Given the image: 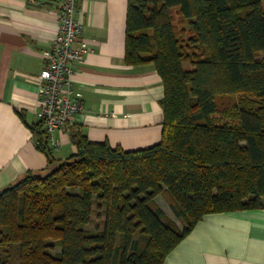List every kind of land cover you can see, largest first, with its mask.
Segmentation results:
<instances>
[{"label":"trees","instance_id":"1","mask_svg":"<svg viewBox=\"0 0 264 264\" xmlns=\"http://www.w3.org/2000/svg\"><path fill=\"white\" fill-rule=\"evenodd\" d=\"M124 61L161 78V142L74 128L57 161L30 126L50 163L0 192V264H163L205 216L264 210V0H129Z\"/></svg>","mask_w":264,"mask_h":264},{"label":"crops","instance_id":"2","mask_svg":"<svg viewBox=\"0 0 264 264\" xmlns=\"http://www.w3.org/2000/svg\"><path fill=\"white\" fill-rule=\"evenodd\" d=\"M62 0H0V192L50 159L30 126L40 106L39 75L58 33ZM129 0H80L81 43L90 52L76 64L74 95L82 110L74 125L90 142L124 151L161 142L164 87L152 65L125 64ZM54 159L77 150L68 135ZM163 264H264V210L207 215Z\"/></svg>","mask_w":264,"mask_h":264},{"label":"built area","instance_id":"3","mask_svg":"<svg viewBox=\"0 0 264 264\" xmlns=\"http://www.w3.org/2000/svg\"><path fill=\"white\" fill-rule=\"evenodd\" d=\"M78 0H62L58 12V33L46 55V66L39 75L40 106L36 113L51 151L62 147V135L70 136L74 116L82 110L81 96L74 95L75 66L90 52L81 43L82 22L77 16Z\"/></svg>","mask_w":264,"mask_h":264},{"label":"rangeland","instance_id":"4","mask_svg":"<svg viewBox=\"0 0 264 264\" xmlns=\"http://www.w3.org/2000/svg\"><path fill=\"white\" fill-rule=\"evenodd\" d=\"M155 203L158 207H160L165 212L167 217H169L179 228H183L182 222L177 220V218L174 216L170 203H169V199L167 198L165 194L158 196L155 200ZM99 224H100V221L96 219L95 224L92 226H89V228L94 230Z\"/></svg>","mask_w":264,"mask_h":264}]
</instances>
